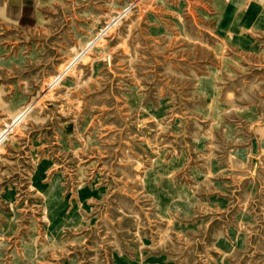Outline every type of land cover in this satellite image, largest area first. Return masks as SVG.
Masks as SVG:
<instances>
[{
	"label": "rangeland",
	"instance_id": "374dc122",
	"mask_svg": "<svg viewBox=\"0 0 264 264\" xmlns=\"http://www.w3.org/2000/svg\"><path fill=\"white\" fill-rule=\"evenodd\" d=\"M11 127L0 264H264V0H0Z\"/></svg>",
	"mask_w": 264,
	"mask_h": 264
},
{
	"label": "bare ground",
	"instance_id": "6f19581e",
	"mask_svg": "<svg viewBox=\"0 0 264 264\" xmlns=\"http://www.w3.org/2000/svg\"><path fill=\"white\" fill-rule=\"evenodd\" d=\"M234 10H230L229 12H233ZM227 12V13H229ZM238 13V12H237ZM240 18H237L235 16L232 15V17H226L224 19V26L226 27H230V28H233V29H238L239 25H238V20ZM95 39H90L86 42V50H90L91 48H93L95 45H96V41H94ZM88 52V51H87ZM80 55V54H79ZM75 57V56H74ZM82 58V56H78V57H75V58H72L73 60L68 63V66L67 69H65L64 71H62V75L65 74L63 72H66L68 73V71L74 67L77 63L78 60H80ZM61 75V76H62ZM61 78V77H60ZM57 79V78H56ZM57 81V80H56ZM54 83V82H53ZM55 84V83H54ZM209 87V91H211L213 88H211V86H207V88ZM45 93V92H44ZM29 108H25L24 110L20 111L18 114H16L13 118V123H12V126L15 128L17 127L24 119L25 117L27 116V114L29 113ZM13 127L9 128V129H4L2 130V133L0 134V144H3L7 141L8 137H9V134H10V131L13 130Z\"/></svg>",
	"mask_w": 264,
	"mask_h": 264
}]
</instances>
